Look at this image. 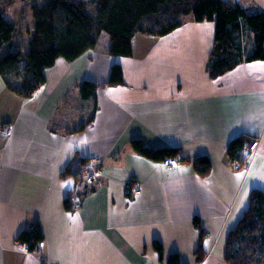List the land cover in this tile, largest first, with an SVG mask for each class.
Here are the masks:
<instances>
[{
    "label": "crops",
    "instance_id": "1",
    "mask_svg": "<svg viewBox=\"0 0 264 264\" xmlns=\"http://www.w3.org/2000/svg\"><path fill=\"white\" fill-rule=\"evenodd\" d=\"M226 2L264 10V0ZM31 4L0 0L16 26L0 56L27 51ZM214 28L188 15L164 35L134 34L128 56L109 54L102 32L74 60L58 57L29 97L0 76V121L13 125L0 136V264H167L172 254L184 264H227L229 231L252 189L264 191V59L211 77ZM114 64L122 82L108 84ZM85 80L95 84L86 98ZM241 134L258 145L236 169L227 147ZM134 139L152 150L179 148L178 164L137 152ZM92 156L101 157V174L88 187L82 174ZM197 157L208 159L206 175ZM35 223L43 238L30 251L17 236Z\"/></svg>",
    "mask_w": 264,
    "mask_h": 264
},
{
    "label": "trees",
    "instance_id": "2",
    "mask_svg": "<svg viewBox=\"0 0 264 264\" xmlns=\"http://www.w3.org/2000/svg\"><path fill=\"white\" fill-rule=\"evenodd\" d=\"M32 28L29 30L27 51L20 47L0 56V76L8 89L22 97H29L45 81L44 71L58 57L71 61L95 47L99 36H109L107 51L112 55L132 54V38L136 33L164 35L180 26L184 17L191 15L196 21H214V43L207 67L211 77L221 75L241 61L264 59V10L247 11L226 0H30ZM0 7V49L8 43L16 30L13 22L4 16ZM252 34V51L246 53L244 33ZM122 82L120 65L111 67L108 84ZM95 84L83 81L80 93L90 97ZM245 134L235 136L227 147L231 161L245 165L247 148ZM137 152L155 159L176 157L180 150L173 146L149 149L134 139ZM183 158V157H181ZM194 166L201 175L209 171L206 157H197ZM196 225L198 219L194 220ZM202 233V232H201ZM43 233L35 223L17 236L27 249L34 251L42 241ZM159 253L161 244L153 242ZM199 248L196 259H202ZM227 264H264V191L254 188L243 215L226 239ZM167 264H184L172 254Z\"/></svg>",
    "mask_w": 264,
    "mask_h": 264
},
{
    "label": "built area",
    "instance_id": "3",
    "mask_svg": "<svg viewBox=\"0 0 264 264\" xmlns=\"http://www.w3.org/2000/svg\"><path fill=\"white\" fill-rule=\"evenodd\" d=\"M42 89V85H39L34 92H38ZM13 130V125L12 123L8 122V121H0V136H8L12 133ZM258 141L255 139L252 141V143L249 144H245V147L248 150V154L253 153L256 148H257V144ZM100 162L98 157H89L86 160L87 163V167L84 171V173L82 174V177L84 175V182L86 183V185H90L93 186L95 182H97L99 180V175H100V168L95 167L94 165H98ZM163 162L166 163L167 165L171 166V165H176L178 164V160L176 158L173 157H167L163 159ZM74 206H78L79 205V201L76 199H72ZM25 245V244H24ZM27 248V246H26Z\"/></svg>",
    "mask_w": 264,
    "mask_h": 264
},
{
    "label": "rangeland",
    "instance_id": "4",
    "mask_svg": "<svg viewBox=\"0 0 264 264\" xmlns=\"http://www.w3.org/2000/svg\"><path fill=\"white\" fill-rule=\"evenodd\" d=\"M37 1H39V2H41L42 0H37ZM18 5H22V2L20 1L19 3H18ZM22 10V9H21ZM20 14L21 15H23V13H22V11H20ZM28 16L27 15H24V18H27ZM244 42H245V45H244V47H245V51H246V53H250L251 51H252V34H251V32L249 31V30H247L245 33H244ZM4 45H6V44H4ZM3 49L4 48H2V50L1 51H3ZM40 85H42V88H43V84H40ZM257 140L258 141V139L257 138H254V137H249V138H247L246 140H245V144H251L252 143V141L253 140ZM258 144V143H257ZM248 148V147H247ZM252 154V153H251ZM251 154H248V150L246 151V153H245V155H246V157H247V159H248V157L251 155ZM89 158V157H88ZM87 158V159H88ZM165 158H167V157H165ZM231 161V160H230ZM231 163L234 165V167L236 168V169H243L244 168V165H242V166H240L239 164H238V162H234V161H231ZM95 167H97V168H100V173H101V163H99L98 165L96 164V165H94ZM83 179H84V175H83ZM88 187H90V185H88ZM134 192H137L138 191V189L137 190H133ZM133 193V192H132ZM245 211V210H244ZM244 213V212H243ZM243 213H242V215H243ZM241 215V216H242ZM240 216V217H241ZM240 219V218H239Z\"/></svg>",
    "mask_w": 264,
    "mask_h": 264
},
{
    "label": "bare ground",
    "instance_id": "5",
    "mask_svg": "<svg viewBox=\"0 0 264 264\" xmlns=\"http://www.w3.org/2000/svg\"><path fill=\"white\" fill-rule=\"evenodd\" d=\"M93 157H98V158H99V160H100V162H99V163H101V162H102V159H101V157H100V156H93ZM84 160H87V159H84ZM100 174H101V173H100ZM82 179H83V177H82ZM97 182H98V181H97ZM97 182H95V183H97ZM95 183H94V184H95ZM131 186H132V185L128 183V184H127V186H126V189H125V191H127V189H128V190H131ZM74 198H75V197H74Z\"/></svg>",
    "mask_w": 264,
    "mask_h": 264
}]
</instances>
